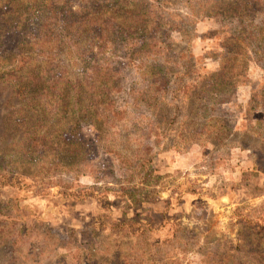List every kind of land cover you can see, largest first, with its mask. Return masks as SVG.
Instances as JSON below:
<instances>
[{
    "label": "rangeland",
    "instance_id": "1",
    "mask_svg": "<svg viewBox=\"0 0 264 264\" xmlns=\"http://www.w3.org/2000/svg\"><path fill=\"white\" fill-rule=\"evenodd\" d=\"M142 1L152 17L171 22L150 36L166 43L176 78L200 88L223 60L233 61L229 103L204 100L190 114L172 100L175 93L160 106L137 103L131 94L140 80L136 48L116 42L100 53L118 86L110 98L120 115L115 129L107 128L122 136L128 130L145 150L140 156L149 152L156 186L148 187L140 179L145 167L113 161L108 168L107 157L64 159L60 167L54 130L40 127L38 110L21 111L22 97L0 75V171L13 167L20 176L17 185L0 186V264H264L258 233L264 228V0ZM6 40L0 34V43ZM67 53L61 50L60 60L75 80ZM217 120L225 134L212 129L197 144L169 147L182 142L175 130L183 123L199 128ZM153 126L160 129L150 133ZM83 135L92 140L87 129Z\"/></svg>",
    "mask_w": 264,
    "mask_h": 264
},
{
    "label": "trees",
    "instance_id": "2",
    "mask_svg": "<svg viewBox=\"0 0 264 264\" xmlns=\"http://www.w3.org/2000/svg\"><path fill=\"white\" fill-rule=\"evenodd\" d=\"M78 1L18 0L15 6L12 5L13 0H0L3 21L0 34L7 39L0 43V75L7 79L13 93L22 97L24 110L21 111L38 110L41 115L38 121L40 127L49 126L54 130L52 133L58 138L52 143L55 146L60 144L63 150L64 158L60 159L63 164L60 167L65 169L64 159L67 162L70 159L72 163L76 157L85 160L97 155L110 158L105 159L108 161L105 165L108 168H113V161H118L125 167H145L140 174L141 184L156 186L152 182L153 171L148 167L150 161L146 158L149 152L144 157L140 156L145 150L130 138L128 130H122V133L125 132L122 136L107 128L111 125V129H115L113 118L120 115L116 102L110 98V94L118 92V86L113 66H109L107 59L104 62L100 53L105 55L110 49L109 45L113 47L116 42L121 47L134 46V52L140 57V80L131 90L134 101L147 106H160L164 96L175 93L172 100L182 104V109L187 114L193 111L194 104L200 105L204 100L217 105L229 103L233 61L223 60L220 71L211 75L208 83L196 88V85L189 82L186 84L187 81L176 78L171 72V64L177 63L165 54L162 44L166 43L159 37L150 36L153 30L157 35L156 32L161 27L171 25V22H165L163 17H152L148 10L140 7L144 1L120 0L118 5L113 1H106V4L91 0ZM135 2L138 9L133 7ZM109 5L117 7H108ZM114 8L120 11L115 12ZM61 50H67V54H71V58L66 61L78 76L75 80H72L69 70L61 63ZM152 54L155 58L150 56ZM117 64L122 68L127 65L123 61ZM195 89H201L200 93L195 92ZM202 95L204 96L201 97ZM181 96L188 103L178 99ZM103 110L104 115L101 116ZM63 122L67 129L61 128ZM183 126L180 131L175 130L182 142L170 141L169 147L197 144L196 141L204 137L205 132L213 135L214 129L215 135L221 136L226 130L221 120L207 127L201 125L198 128L191 122L183 123ZM85 129L91 134V141L84 137ZM159 129V126H153L149 132ZM173 130L167 128L166 132ZM31 141L32 144L36 143V139ZM1 168L0 186L17 185L15 180L20 177L17 170L4 165ZM258 233L264 236V228Z\"/></svg>",
    "mask_w": 264,
    "mask_h": 264
}]
</instances>
